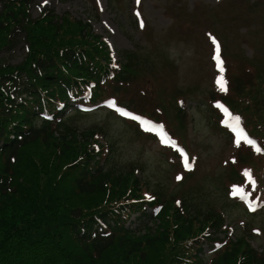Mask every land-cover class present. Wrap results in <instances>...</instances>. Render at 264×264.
I'll use <instances>...</instances> for the list:
<instances>
[{
	"label": "trees",
	"instance_id": "16d2710c",
	"mask_svg": "<svg viewBox=\"0 0 264 264\" xmlns=\"http://www.w3.org/2000/svg\"><path fill=\"white\" fill-rule=\"evenodd\" d=\"M30 3L0 0V54L26 47L18 63L0 56V264H264L246 235L228 234L224 209L191 192L147 195L140 167L99 142L102 126L75 125L82 111L113 100L131 110L115 95L136 79L137 59L130 50L115 58L89 22L67 12L44 8L32 17ZM240 75L231 73L228 91L212 101L222 115L241 118L244 148L228 182L261 208L264 115L253 82Z\"/></svg>",
	"mask_w": 264,
	"mask_h": 264
},
{
	"label": "rangeland",
	"instance_id": "374dc122",
	"mask_svg": "<svg viewBox=\"0 0 264 264\" xmlns=\"http://www.w3.org/2000/svg\"><path fill=\"white\" fill-rule=\"evenodd\" d=\"M30 2L32 17L43 8H52L58 15L67 12L89 22L92 31L105 38L115 58L116 52L130 50L137 59L136 79L115 95L119 103L133 110L128 111L131 115H122L117 111L119 107L106 112L109 105L78 114L75 125L102 126L99 142L112 145L118 160H132L140 167L147 195L158 189L166 197L191 192L214 202L224 209L230 225L228 234L246 235L252 246L264 254V210L256 208L245 214L243 208L249 210L252 203L244 197L240 199L228 182L232 165L244 148L241 142L236 145L237 134L242 136L241 125H236L235 119L228 125L221 124L222 115L213 102L224 93L217 83L220 77L229 84L231 73H241L240 78L253 82L252 94L262 111L260 115H264V0ZM212 37L221 46L223 72L211 58ZM25 51V45L20 43L0 56L5 62L18 63ZM180 98L182 106H178L185 114L181 124L176 120V101ZM137 112L158 122L142 125L132 119ZM156 124H163L168 137L188 151L193 163L189 172L181 167L172 145L161 143L158 131L145 130ZM181 157L185 166V157ZM261 197L264 199V195ZM137 215L134 213L127 224L132 225ZM203 248L208 260L211 252L206 244Z\"/></svg>",
	"mask_w": 264,
	"mask_h": 264
},
{
	"label": "snow or ice",
	"instance_id": "6c2138e0",
	"mask_svg": "<svg viewBox=\"0 0 264 264\" xmlns=\"http://www.w3.org/2000/svg\"><path fill=\"white\" fill-rule=\"evenodd\" d=\"M47 2H48V0H44V3H47ZM137 2L139 3V0H137ZM137 15H139V13H137ZM143 26H144L143 21H141V27H143ZM212 41L215 44V52H216L215 59L220 61V64L218 66L220 67L221 72H223L224 71V69H223V61L220 60L221 46L216 41L215 37H212ZM217 83L220 85L221 91H224V92L228 91V87H227L228 82L223 78V76L220 77V79L217 81ZM109 104H110L111 107H115L116 102L113 100V101H110ZM117 111L120 112L122 115H126V116L127 115H131L130 112H128V111H126V110H124L122 108H117ZM225 111H227V110H225ZM229 115H231V114H229ZM132 119L134 121L139 120L141 122V124L145 125V126L152 124V122H150L148 120H145V119H143L140 116H132ZM240 120H241V118L239 116L235 117L236 125H239ZM145 130L148 131V132L158 131L159 132V139H160L162 144L167 145V144L171 143L172 146L175 147L176 142L174 140H170L169 138H167L168 134L166 133L165 126L163 124H156V125H153L152 127H146ZM233 130L235 131V127H233ZM240 142H241V137L239 136V134H237L236 145L239 146ZM248 143L249 144H253V143H255V141L248 140ZM257 151L259 152V149H257ZM184 162H185V164L187 166V169L191 170L193 165L188 162V157L187 156H185ZM177 179H181V177L178 176Z\"/></svg>",
	"mask_w": 264,
	"mask_h": 264
}]
</instances>
